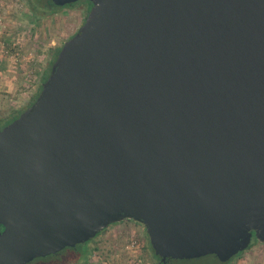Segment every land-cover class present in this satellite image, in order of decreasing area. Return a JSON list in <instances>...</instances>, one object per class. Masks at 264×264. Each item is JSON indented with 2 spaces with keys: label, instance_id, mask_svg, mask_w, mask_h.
Instances as JSON below:
<instances>
[{
  "label": "water",
  "instance_id": "obj_1",
  "mask_svg": "<svg viewBox=\"0 0 264 264\" xmlns=\"http://www.w3.org/2000/svg\"><path fill=\"white\" fill-rule=\"evenodd\" d=\"M88 1L0 128V264L125 220L164 263L264 244V0Z\"/></svg>",
  "mask_w": 264,
  "mask_h": 264
},
{
  "label": "rangeland",
  "instance_id": "obj_2",
  "mask_svg": "<svg viewBox=\"0 0 264 264\" xmlns=\"http://www.w3.org/2000/svg\"><path fill=\"white\" fill-rule=\"evenodd\" d=\"M37 3L39 1L35 0ZM45 1V0H43ZM48 1V0H46ZM43 3V2H42ZM34 12L29 0H0V120L25 109L37 97L43 77L50 72L53 58L64 41L75 34L83 24L90 4L79 0L71 5L54 8L39 4ZM3 124V123H2ZM92 241L77 244L51 254L38 257L28 264L59 263L63 256L80 253L86 247L94 264H125L126 254L120 252L124 240L142 235V264H157L145 236L144 227L131 220L110 224ZM46 257V256H45ZM101 260V261H99ZM114 261V262H113ZM207 256L199 260L179 259L173 264H219ZM66 264H74L68 262ZM230 264H264V244L255 243L233 259Z\"/></svg>",
  "mask_w": 264,
  "mask_h": 264
},
{
  "label": "trees",
  "instance_id": "obj_3",
  "mask_svg": "<svg viewBox=\"0 0 264 264\" xmlns=\"http://www.w3.org/2000/svg\"><path fill=\"white\" fill-rule=\"evenodd\" d=\"M37 1H39V0H37ZM89 4H90V6L92 5L91 4V2L90 1H88V0H86ZM40 3H37L35 0H29V6H30V8H31V10L32 11H34V12H38L39 10H40V6H39V4H42L43 6H46V5H48V6H52V7H54V8H57V7H61V6H56V5H54L53 3H52V1L51 0H48V1H43V0H41V1H39ZM43 2V3H42ZM67 5H71V4H67ZM65 6V5H64ZM63 7V6H62ZM90 9V7L88 8V10ZM88 12V11H87ZM72 36V35H71ZM70 36V37H71ZM61 48V47H60ZM60 48L58 49V51H57V53L59 52V50H60ZM57 53L55 54V56H54V58H53V61L55 60V58H56V56H57ZM53 63V62H52ZM48 74L49 73H47V75H45L44 77H43V80H45L46 78H47V76H48ZM39 89H41V87L39 88ZM35 98H36V96H35ZM35 98H33V100H32V102H30L29 104H28V106L30 105V104H32L33 103V101L35 100ZM27 106V107H28ZM26 107V108H27ZM24 110V109H23ZM23 110H21V111H19L16 115L15 114H12L8 119H6L5 121H1L0 120V128L2 127V126H4V125H6L7 123H9L10 121H12L13 119H15ZM3 123V124H2ZM115 224V223H114ZM112 225V224H111ZM0 229H3V226H0ZM104 230H106V229H104ZM104 230H102L101 232H103ZM101 232H99L98 234H100ZM144 232H145V230H144ZM97 234V235H98ZM96 235V236H97ZM95 236V237H96ZM145 236H146V238L148 239V236H147V234H146V232H145ZM93 239H91V240H88V241H86V242H90V241H92ZM255 243H259L255 238H254V236L252 237V240H251V242H250V244H249V246L247 247V249H249V248H251ZM148 244H149V246H150V248H151V250H152V254H153V257L154 258H156L157 259V264H159L158 263V258H157V256L154 254V251H153V249H152V247H151V245H150V243H149V239H148ZM68 248H72V249H75L74 247H68ZM246 250V249H245ZM244 252V250L243 251H241V252H239V253H237L235 256H233L230 260H229V262L230 261H232L233 259H235L236 257H238L239 255H241L242 253ZM49 256V255H48ZM48 256H46V257H44V258H46L45 260H47L48 259ZM207 256H212V257H214V258H216L217 259V257L216 256H214V255H206V256H203V257H199V258H195V259H197V260H199V259H201V258H204V257H207ZM43 258V257H42ZM195 259H188V260H195ZM218 260V259H217ZM99 261H101V260H99ZM174 261V260H173ZM219 261V260H218ZM68 262H73L74 264H94V262H92L91 261V259H90V250H89V248L88 247H86L84 250H82L80 253H77V254H72V255H65V256H63V258H62V260L59 262V263H57V264H66V263H68ZM45 264H49V263H45ZM51 264H54V263H51ZM219 264H227V263H223V262H219Z\"/></svg>",
  "mask_w": 264,
  "mask_h": 264
},
{
  "label": "built area",
  "instance_id": "obj_4",
  "mask_svg": "<svg viewBox=\"0 0 264 264\" xmlns=\"http://www.w3.org/2000/svg\"><path fill=\"white\" fill-rule=\"evenodd\" d=\"M120 252L126 254L125 264H142L141 249L143 246L142 235H135L126 238L121 245ZM114 262V261H113ZM104 264H110L109 260H104Z\"/></svg>",
  "mask_w": 264,
  "mask_h": 264
},
{
  "label": "flooded vegetation",
  "instance_id": "obj_5",
  "mask_svg": "<svg viewBox=\"0 0 264 264\" xmlns=\"http://www.w3.org/2000/svg\"><path fill=\"white\" fill-rule=\"evenodd\" d=\"M84 1H85V0H84ZM77 2H78V1H77ZM71 4H73V3H71ZM139 225H140V224H139ZM94 238H95V237H94ZM94 238H93V239H94ZM157 258H158V263H159V264H173V260H176V259H171L169 262H165V263H164V262H161V261H160V258H159V257H157ZM229 260H230V259H229ZM229 260L226 261V262H223V263L230 264L231 261L229 262Z\"/></svg>",
  "mask_w": 264,
  "mask_h": 264
}]
</instances>
